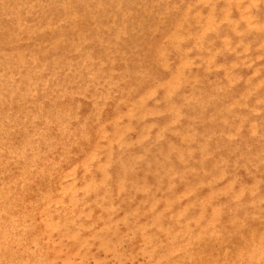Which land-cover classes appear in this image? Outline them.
Listing matches in <instances>:
<instances>
[{
  "label": "rangeland",
  "instance_id": "rangeland-1",
  "mask_svg": "<svg viewBox=\"0 0 264 264\" xmlns=\"http://www.w3.org/2000/svg\"><path fill=\"white\" fill-rule=\"evenodd\" d=\"M168 1L215 13L227 37L240 21L264 46V0ZM150 2L0 0V264H264V149L230 144L198 111L202 96L182 106L199 85L164 95L168 69L146 64L122 26ZM211 48L191 46L193 71ZM222 73L212 70L213 85ZM35 154L45 172L27 165ZM58 173L60 198L48 199Z\"/></svg>",
  "mask_w": 264,
  "mask_h": 264
},
{
  "label": "bare ground",
  "instance_id": "bare-ground-1",
  "mask_svg": "<svg viewBox=\"0 0 264 264\" xmlns=\"http://www.w3.org/2000/svg\"><path fill=\"white\" fill-rule=\"evenodd\" d=\"M220 20L216 18L215 13H205L198 6L178 4L173 7L168 0H151L122 26L128 33L129 44L139 51L138 53L142 51L147 53L148 63L145 62L146 64L150 63L154 71L168 69L162 86L166 97H173L188 82L199 85L189 95L181 96L182 106L187 102L191 105L197 104L196 96H202L205 108H202L204 106L200 104L198 111L202 113L203 118L209 117L210 122L218 126L221 135H227L230 144L241 140L249 149L255 146H261V149H264V65L259 63L260 59L264 58V46L254 45L255 43L249 38L250 29H247L246 25L240 21L234 24L230 37H227L223 27L220 26ZM191 40L187 47L179 43ZM200 43L211 44L212 48L206 66L196 72L191 68L194 61L201 58V54L190 55L189 51L191 46ZM235 49L244 54L243 59L215 63L217 56L229 54ZM173 50H177L178 57L174 65H169L166 55ZM248 51L251 54H247ZM244 66L248 69L238 70ZM219 68L223 71L224 82L220 86H215L211 83L210 76L212 70ZM141 102L139 96L130 101L133 107ZM230 113L241 116V127L226 122L224 116ZM115 132L111 136L112 139ZM186 141L190 142V139ZM27 145L29 146V141ZM29 157L27 165L38 163L40 169L45 172L44 164L48 158L42 161L36 154ZM63 176L64 173H58L56 177L49 176L52 186H47L48 199L60 198ZM20 178L23 180L22 176ZM66 190L69 189L66 188ZM120 190L121 188L116 189L115 192L119 193ZM12 191L15 192V188L9 186L2 188L1 199L9 206L14 201ZM44 210H46L45 207L42 211ZM69 220L66 228L74 226V220ZM57 221L42 223L40 228L42 234H51L53 228L57 226ZM66 235L79 239L72 230H69Z\"/></svg>",
  "mask_w": 264,
  "mask_h": 264
}]
</instances>
